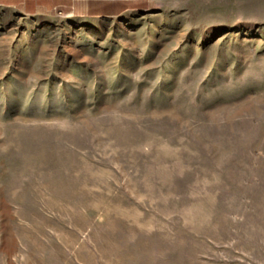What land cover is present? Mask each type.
Masks as SVG:
<instances>
[{
	"label": "rangeland",
	"instance_id": "obj_1",
	"mask_svg": "<svg viewBox=\"0 0 264 264\" xmlns=\"http://www.w3.org/2000/svg\"><path fill=\"white\" fill-rule=\"evenodd\" d=\"M0 264H264V0L0 3Z\"/></svg>",
	"mask_w": 264,
	"mask_h": 264
},
{
	"label": "crops",
	"instance_id": "obj_2",
	"mask_svg": "<svg viewBox=\"0 0 264 264\" xmlns=\"http://www.w3.org/2000/svg\"><path fill=\"white\" fill-rule=\"evenodd\" d=\"M185 1L191 0H0V3L26 15L99 20L149 13Z\"/></svg>",
	"mask_w": 264,
	"mask_h": 264
}]
</instances>
